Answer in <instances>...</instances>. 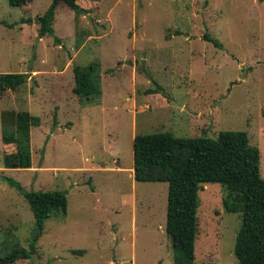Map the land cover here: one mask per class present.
<instances>
[{"label": "rangeland", "instance_id": "1", "mask_svg": "<svg viewBox=\"0 0 264 264\" xmlns=\"http://www.w3.org/2000/svg\"><path fill=\"white\" fill-rule=\"evenodd\" d=\"M77 2L88 12L59 5L55 36H41L37 17L52 0H0V74L30 75L0 92V255L29 248L37 234L11 177L27 190H67L68 212L47 220L31 258L10 264H176L169 183L135 179L134 137L244 130L261 150L264 176V0ZM75 64L95 67L101 95L74 93ZM20 110L41 119L31 129L33 164L7 168L4 155L16 148L3 132L15 129ZM224 189L201 186L192 264H238L243 213L228 209Z\"/></svg>", "mask_w": 264, "mask_h": 264}, {"label": "trees", "instance_id": "2", "mask_svg": "<svg viewBox=\"0 0 264 264\" xmlns=\"http://www.w3.org/2000/svg\"><path fill=\"white\" fill-rule=\"evenodd\" d=\"M33 0H9L12 6H21ZM78 0H52L50 7L37 21L41 36H55L53 27L57 8L61 4L80 15L88 12ZM99 1V0H93ZM32 23V18L23 20ZM12 27V24H10ZM205 39L216 47L222 42L211 36ZM56 41H59L55 37ZM74 65V93L81 97L101 95L93 69ZM95 70V69H94ZM27 73H1L0 92L16 90L25 85ZM15 129L3 132L5 144H14L16 150L4 155L7 168H30L33 164L31 129L40 124V117L29 110L15 114ZM55 124L57 118L55 117ZM7 118H3V123ZM134 177L137 181H167L169 183L166 231L175 251L176 264H192L199 229V191L203 183H220L225 187V205L237 211L241 205L242 229L236 237L235 255L238 264H264V176L261 173V150L251 144L244 130H222L217 137L206 135L178 137L172 132L138 133L134 137ZM28 200L34 214L37 234L29 248L17 247L0 255V264L31 258L37 252V243L45 230L47 220L58 213L68 212V191L27 190L21 182L9 177ZM78 253L83 254V250Z\"/></svg>", "mask_w": 264, "mask_h": 264}]
</instances>
